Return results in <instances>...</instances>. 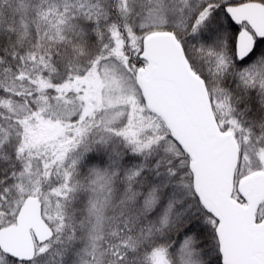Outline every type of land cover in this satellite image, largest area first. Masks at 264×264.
I'll return each instance as SVG.
<instances>
[{
	"label": "snow or ice",
	"instance_id": "1",
	"mask_svg": "<svg viewBox=\"0 0 264 264\" xmlns=\"http://www.w3.org/2000/svg\"><path fill=\"white\" fill-rule=\"evenodd\" d=\"M0 264H264V0H0Z\"/></svg>",
	"mask_w": 264,
	"mask_h": 264
}]
</instances>
